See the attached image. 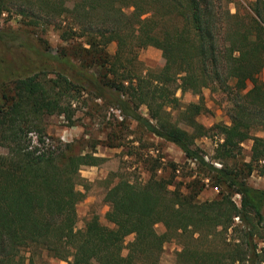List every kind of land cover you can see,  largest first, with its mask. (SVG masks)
<instances>
[{
	"label": "trees",
	"instance_id": "trees-1",
	"mask_svg": "<svg viewBox=\"0 0 264 264\" xmlns=\"http://www.w3.org/2000/svg\"><path fill=\"white\" fill-rule=\"evenodd\" d=\"M244 3L0 0V15L13 10L31 24L40 21L64 43L54 55L30 48L31 65H45L38 70L53 72L52 79L14 76L0 92V264H35L42 252L67 264H157L169 241L178 245L173 264H264V188L246 182L255 167L264 173V139L255 135L264 132V0ZM110 43L113 54L106 51ZM145 47L160 51V67L137 59ZM203 89L228 102V123L213 125L221 142L211 159L219 166L194 147L209 130L195 119L201 99L181 105L175 97L177 90L199 95ZM81 94L117 111L120 121L110 129L133 123L178 148L217 194L199 201L204 185L198 178L175 183L173 163L166 164V177H157L160 159H153L146 179L118 176L105 189L104 219L111 227L91 216L76 231L75 208L84 198L79 170L103 158L92 144L72 153V143L46 134L43 118L59 115L70 123ZM168 105L180 110L190 132L169 120ZM248 141L243 162L240 145ZM103 142L121 146L112 133Z\"/></svg>",
	"mask_w": 264,
	"mask_h": 264
},
{
	"label": "rangeland",
	"instance_id": "rangeland-1",
	"mask_svg": "<svg viewBox=\"0 0 264 264\" xmlns=\"http://www.w3.org/2000/svg\"><path fill=\"white\" fill-rule=\"evenodd\" d=\"M236 1L242 5L245 4V0ZM229 8L231 12H234L232 4ZM0 33L4 34L3 37L0 36V92L2 89L4 92L8 91L11 87L9 79L14 76L37 75L38 78L44 79L54 77L51 71L39 72L38 69L45 66L40 62L31 65L32 52L30 48L47 52L50 55L56 54L64 43L58 38L55 30L40 21L31 24L27 19L15 15L11 10L0 15ZM114 50V43L107 45L106 51L109 54H113ZM137 59L146 68L160 67L163 63L160 51L153 47L138 50ZM175 97L178 98L181 105L197 103L201 99L203 110L195 119L199 125L209 130L205 136L194 140V147L201 151L206 161L219 166V161L211 159L216 144L221 142V137L215 135L213 125L228 123L226 97L221 93L210 92L207 89L201 90L199 95L188 91L181 93L177 90ZM166 110H169L171 122L181 129L191 131L180 120V110L172 109L170 105L166 107ZM139 112L145 114V109L141 107ZM119 121L117 111L108 108L102 100L94 99L88 94H81L73 103V115L70 123L59 115L43 118L46 134L61 143H72V153L77 154L82 149L86 151L85 147L92 144L95 145V155L103 158V161L97 166L81 167L79 170V176L84 182L78 189L84 192V198L75 208L77 219L74 229L76 231L81 230L84 221L91 216H96L100 224L111 227L104 219V213L108 209L103 200L105 189L113 185L118 176L131 182L146 179L150 169L154 167L153 159H160L158 170L155 171L157 177H166L168 173V170L165 169L166 164L173 163L177 169L175 183H182L184 186L192 179L198 178L204 185L198 195L199 201L212 199L217 194V187L211 186L203 175L204 173L198 170L194 162L185 159L178 148L136 128L133 123L125 124L126 129L122 131L109 128L110 124ZM107 133H112L113 137L118 138L121 146L105 147L103 141H105ZM212 134L213 136H211ZM255 135L264 139V132H256ZM109 138L111 139V136ZM249 147V141L240 145L238 155L243 162L248 161ZM2 152L3 150L0 148V153ZM260 164H263L262 161ZM259 171L260 167L254 168L247 177L248 185L254 188H264V173ZM232 198L235 202L238 201L236 195ZM262 216L264 225V207ZM155 230L160 233L163 231V227L158 224L155 226ZM130 240L131 236H128L124 243L126 244ZM177 249L178 245L175 241L166 242L162 247L157 264H173L174 252ZM125 253L126 251L123 250L122 254ZM33 259L35 264H67L46 256L43 252Z\"/></svg>",
	"mask_w": 264,
	"mask_h": 264
},
{
	"label": "built area",
	"instance_id": "built-area-1",
	"mask_svg": "<svg viewBox=\"0 0 264 264\" xmlns=\"http://www.w3.org/2000/svg\"><path fill=\"white\" fill-rule=\"evenodd\" d=\"M205 159V158H204ZM206 160V159H205ZM263 163V162H262Z\"/></svg>",
	"mask_w": 264,
	"mask_h": 264
}]
</instances>
